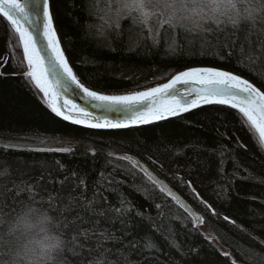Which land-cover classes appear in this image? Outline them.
<instances>
[{
  "label": "trees",
  "instance_id": "obj_1",
  "mask_svg": "<svg viewBox=\"0 0 264 264\" xmlns=\"http://www.w3.org/2000/svg\"><path fill=\"white\" fill-rule=\"evenodd\" d=\"M50 11L73 72L92 90L108 94L143 91L187 68L212 66L242 75L264 91V61L253 64L241 51L247 25L242 24L241 30L229 27L204 34L162 30L158 47L130 52L124 46L139 39V30L130 32L131 22L124 20L122 37L113 38L117 51L111 52L97 47L107 41L86 27V23H95L87 0H50ZM261 27L257 20L256 31L249 38L256 40ZM173 39L179 55L168 58L166 43ZM190 40L194 41L191 46ZM202 43L207 45L206 53L218 54L200 55ZM5 59L0 67V141L63 146L71 151L5 149L0 145V172L4 173L0 176V207L12 211L29 197L43 198L61 220L66 264H89L105 249L109 250L107 259L116 264H126L120 249L138 264H264V149L236 110L201 105L150 124L88 128L56 117L43 102L42 93L22 75L13 74L26 70L20 63L22 49L10 25L0 17V60ZM241 60L245 61L243 67L238 66ZM124 155L146 164L204 222H194L138 168L128 172V161L118 159ZM6 167L11 175L4 171ZM102 174L106 179L101 180ZM66 178L69 183L62 190ZM81 180L84 185L73 187ZM97 181H101L99 185ZM113 187L116 192L108 190ZM94 192L106 202L89 208ZM121 199L131 205L130 215L122 218L125 223L99 216L102 208L120 207ZM145 236L152 238L158 250L144 249ZM133 242H139L135 248Z\"/></svg>",
  "mask_w": 264,
  "mask_h": 264
},
{
  "label": "snow or ice",
  "instance_id": "obj_2",
  "mask_svg": "<svg viewBox=\"0 0 264 264\" xmlns=\"http://www.w3.org/2000/svg\"><path fill=\"white\" fill-rule=\"evenodd\" d=\"M96 6L97 0H87V10L90 15L94 14ZM0 17H3L10 25L12 32L18 40V46L22 49V61L20 63L26 70L22 73L13 74L22 75L35 89H38L39 93H42V99L46 107L56 117L88 128L120 129L150 124L165 120L168 117L179 116L201 105H224L237 111L242 117L243 125L257 134L258 146L264 149V91H261L260 88L254 86L249 80L241 76L215 67H190L172 76L167 83L148 88L144 91L121 95L104 94L92 91L81 84L74 74L72 67L69 66L65 53L61 48L57 30L54 27V16L50 11V0H0ZM257 20L260 21L262 27L259 29L256 40H252L249 37L252 32L256 31ZM122 22L117 21L114 26H111L110 31L103 37L107 41V44H98L97 47H107L109 51L116 52L117 49L113 46V38L120 39L122 37ZM242 24L248 27L243 29L246 32V36L242 43L241 51L245 52L246 59H251L253 64L264 61V16L245 20L239 25H234L232 29L241 30ZM86 27L90 32L95 30L97 37L101 39L100 37L103 33L101 25L86 23ZM133 29L139 30V39L133 44H126L124 46V50L130 52H137L141 48L147 50L149 47H158L162 30L165 33L169 30L175 31L177 29L184 31L179 26L173 27L171 23L164 22L162 19L156 29L144 27L143 23L132 22L129 31L131 32ZM216 29L218 28L209 26L208 31L204 33H214ZM145 33H147L146 36ZM193 43L194 41H188L189 46ZM235 44L236 41H233V45ZM206 46V44L202 43L200 55L218 54L206 53L204 51ZM177 47L178 44L175 39L170 43H166V52L169 54L168 58H176L179 55ZM195 54L194 52L185 53V55ZM231 55L232 51L229 50L228 56ZM219 58L225 59L223 55H220ZM4 63H6V59L0 60V67ZM244 63V60L238 61V66L243 67ZM71 85H75L79 89L83 94V98L91 103L93 109H99L102 112H123L124 115L121 119L113 120L107 115H97L88 108L82 107L64 94ZM178 85H182L183 87H178ZM13 147H17V145H4L5 149ZM57 151L70 152L71 149L65 147L57 149ZM180 152L181 150L177 149L175 154L179 155ZM108 155L111 157L112 153ZM220 155L223 156L224 153L221 152ZM118 159L128 161L131 166L127 169L128 172L137 168L142 171L148 178V181L159 189L160 193L171 197L172 200L193 217L194 222H204L202 217L192 212L191 208L171 188L153 175L138 159L128 155L118 157ZM61 168H63V165H61ZM4 171L9 172L11 175L9 168L6 167ZM17 172L20 175L25 174L20 172V170H17ZM3 175L4 173L0 172V176ZM103 179H106V177L102 174L101 180ZM100 182L97 181V185ZM68 183L69 178H66L60 185L61 189L63 190ZM84 183L81 180L79 185H74L73 187H79L84 185ZM111 183L120 182L112 181ZM189 187H191V184H189ZM108 190L112 192L117 191L114 187ZM192 190L195 192V189ZM16 195L19 196L20 194L17 193ZM99 195L101 194L94 192L93 199L88 201L89 208L106 202V198L98 199L97 196ZM201 203L206 204L204 201H201ZM156 207L159 208L160 205H156ZM130 212L131 205L126 204L121 199L120 207L102 208L99 216L110 221L112 218L121 219V223H125V220L122 218L130 215ZM136 214L138 216L143 215L140 212ZM224 219L226 221L229 220L228 217H224ZM64 227L67 228V225L65 224ZM153 227L155 226L153 225ZM157 231L159 230L157 229ZM73 239H77V237ZM104 239L107 240L109 237L105 236ZM144 240L145 250H158V245L150 236H145ZM137 243L139 242H133L131 247L135 248ZM171 245L176 247L174 241L171 242ZM99 247L100 244L98 243L97 250ZM89 251L92 250L90 249ZM108 251V249H105L104 252L100 253L99 257L94 258L96 264H116V261L107 259L106 253ZM118 251L126 261V264H138L136 261L128 260V255L123 249ZM223 255L227 257L229 254L223 253ZM233 264H235V261H233Z\"/></svg>",
  "mask_w": 264,
  "mask_h": 264
},
{
  "label": "clouds",
  "instance_id": "obj_3",
  "mask_svg": "<svg viewBox=\"0 0 264 264\" xmlns=\"http://www.w3.org/2000/svg\"><path fill=\"white\" fill-rule=\"evenodd\" d=\"M93 16L103 27L101 39L126 19L152 29L162 19L203 34L209 26L229 28L264 16V0H97ZM65 249L61 220L43 198L23 200L12 211L0 207V264H66Z\"/></svg>",
  "mask_w": 264,
  "mask_h": 264
},
{
  "label": "water",
  "instance_id": "obj_4",
  "mask_svg": "<svg viewBox=\"0 0 264 264\" xmlns=\"http://www.w3.org/2000/svg\"><path fill=\"white\" fill-rule=\"evenodd\" d=\"M58 36V34H57ZM59 39V37H58ZM60 41V39H59ZM61 44V42H60ZM62 48V46H61ZM63 50V49H62ZM66 57V56H65ZM67 59V58H66ZM70 66V64H69ZM71 67V66H70ZM203 67H212V66H203ZM215 68H218V67H215ZM218 69H221V70H225V71H229V70H226V69H222V68H218ZM231 72V71H229ZM235 75H238V76H241L242 78L244 79H247L245 78L244 76L242 75H239V74H236L234 72H231ZM75 74V73H74ZM79 80V79H78ZM170 80V79H169ZM249 80V79H247ZM80 81V80H79ZM168 82V81H167ZM165 82V83H167ZM250 83H252L250 80H249ZM81 83V82H80ZM82 84V83H81ZM253 84V83H252ZM254 86H256L255 84H253ZM85 86V85H84ZM86 87V86H85ZM178 87H183L182 85H178ZM257 87V86H256ZM90 89V88H89ZM92 90V89H90ZM261 90V89H260ZM92 91H95V90H92ZM262 91V90H261ZM96 92H99V91H96ZM102 93V92H100ZM69 99H72L74 100L77 104H80L82 107H85V108H88L90 111H93L94 113H96L97 115H107L109 116L111 119L113 120H116V119H121L122 116L124 115L123 112H102L101 110L99 109H93L91 107V103L89 101H87L86 99L83 98V94L79 91V89H77L75 87V85H71L67 92L64 93ZM105 94V93H104ZM5 144H13V145H17V147H13L14 149H30V150H50V151H57V149H60V148H65L63 146H37V145H27V144H19V143H11V142H5V141H0V145L4 146ZM67 148V147H66ZM142 165H144L153 175H155L161 182H163L164 184H166L169 188H171L173 190V192H175L177 194V196L188 206L191 208L192 212H194L197 216L201 217V214L196 211L195 209H193L182 197L181 195L172 187L170 186L165 180H163L161 177L157 176L150 168H148V166L146 164H144L143 162L139 161ZM193 218V217H192ZM197 223V222H196Z\"/></svg>",
  "mask_w": 264,
  "mask_h": 264
},
{
  "label": "rangeland",
  "instance_id": "obj_5",
  "mask_svg": "<svg viewBox=\"0 0 264 264\" xmlns=\"http://www.w3.org/2000/svg\"><path fill=\"white\" fill-rule=\"evenodd\" d=\"M121 94H129V93H120V94H111V95H121Z\"/></svg>",
  "mask_w": 264,
  "mask_h": 264
}]
</instances>
